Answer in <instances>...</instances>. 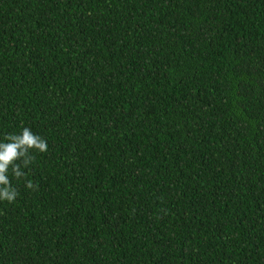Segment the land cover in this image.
Listing matches in <instances>:
<instances>
[{
	"label": "trees",
	"instance_id": "16d2710c",
	"mask_svg": "<svg viewBox=\"0 0 264 264\" xmlns=\"http://www.w3.org/2000/svg\"><path fill=\"white\" fill-rule=\"evenodd\" d=\"M24 127L0 264H264V0H0Z\"/></svg>",
	"mask_w": 264,
	"mask_h": 264
},
{
	"label": "clouds",
	"instance_id": "9594fccd",
	"mask_svg": "<svg viewBox=\"0 0 264 264\" xmlns=\"http://www.w3.org/2000/svg\"><path fill=\"white\" fill-rule=\"evenodd\" d=\"M5 141H0V200L12 203L18 196V191L11 184L9 169L16 178L25 175L21 171V164L28 167L35 159L32 150L40 153L47 152V142L39 135L33 133L30 128L24 127L20 134H9ZM20 161V163H17ZM28 189L36 190L38 185L28 180L25 185Z\"/></svg>",
	"mask_w": 264,
	"mask_h": 264
}]
</instances>
